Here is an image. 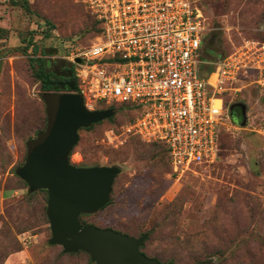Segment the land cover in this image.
<instances>
[{
	"label": "rangeland",
	"instance_id": "obj_1",
	"mask_svg": "<svg viewBox=\"0 0 264 264\" xmlns=\"http://www.w3.org/2000/svg\"><path fill=\"white\" fill-rule=\"evenodd\" d=\"M0 0V264H96L85 252L50 244L47 191L29 192L17 175L28 143L46 128L47 107L30 56L63 59L88 48L96 25L78 0ZM208 18L200 71L214 83L219 61L248 41L264 43V0H196ZM218 97L226 111L220 158L182 179L167 149L106 132L136 114L79 132L70 162L118 166L110 204L81 216L84 225L148 239L142 252L172 264H264V89L253 70ZM107 109V108H104ZM103 110V109H98Z\"/></svg>",
	"mask_w": 264,
	"mask_h": 264
},
{
	"label": "built area",
	"instance_id": "obj_2",
	"mask_svg": "<svg viewBox=\"0 0 264 264\" xmlns=\"http://www.w3.org/2000/svg\"><path fill=\"white\" fill-rule=\"evenodd\" d=\"M100 23L94 42L63 59L75 66L85 107H139L109 140L137 136L163 143L178 180L219 160L226 113L218 96L249 71L264 89V43L248 41L217 64L212 83L200 66L208 18L196 0H78ZM223 105V103H222Z\"/></svg>",
	"mask_w": 264,
	"mask_h": 264
},
{
	"label": "water",
	"instance_id": "obj_3",
	"mask_svg": "<svg viewBox=\"0 0 264 264\" xmlns=\"http://www.w3.org/2000/svg\"><path fill=\"white\" fill-rule=\"evenodd\" d=\"M50 99L47 128L28 143L26 162L17 170L30 193H48L50 244L61 246L65 254L85 252L96 264H165L142 252L147 234L136 238L81 221L82 215L110 204L122 170L118 166L79 167L70 157L81 129L110 119L116 112L88 110L78 93L53 94Z\"/></svg>",
	"mask_w": 264,
	"mask_h": 264
},
{
	"label": "trees",
	"instance_id": "obj_4",
	"mask_svg": "<svg viewBox=\"0 0 264 264\" xmlns=\"http://www.w3.org/2000/svg\"><path fill=\"white\" fill-rule=\"evenodd\" d=\"M19 2L22 4V7L26 11H30V3L28 0H17L16 3H19ZM93 19H94V22L96 25V32H95V37H96L97 35H99L101 33L102 30L100 27V23L95 19V17H93ZM30 61H31L32 66L34 67L35 78L40 82L41 89L43 91L42 97H43V100H44L46 107H47V124H46V128H47L49 102L51 100L50 96L53 94H59V93H78V94L80 93L79 83H78V80L76 77L75 66L73 64L67 62L64 59H53V54L50 52H46V51L43 52V54L41 56H38L37 52H35L33 55L30 56ZM104 108L114 110V111L118 110V109H123L125 111L133 112L136 114L135 119L140 114V108L139 107H132L129 105H127V106L126 105H115V104L110 105V106L105 105V104H99L98 105V109L105 110ZM114 116L110 119H107V120H113ZM135 119L130 121L128 124L133 123L135 121ZM95 125H97V124H95ZM95 125H92L91 127L85 128V129L89 130V129L93 128ZM46 128L43 131L39 132L38 135L40 133L44 132L46 130ZM81 130H83V129H81ZM110 130H114V129L111 128ZM220 135H221V131H220ZM134 137L139 138L137 136H134ZM35 139H33V140H35ZM149 144H162V145H164L165 148L167 149V153L169 156V150L165 144H163V143H149ZM219 146H220V151H221L220 137H219ZM219 158H220V154H219ZM169 162H170V158H169ZM43 191H45V190H43ZM83 216H85V215H83Z\"/></svg>",
	"mask_w": 264,
	"mask_h": 264
},
{
	"label": "bare ground",
	"instance_id": "obj_5",
	"mask_svg": "<svg viewBox=\"0 0 264 264\" xmlns=\"http://www.w3.org/2000/svg\"><path fill=\"white\" fill-rule=\"evenodd\" d=\"M216 104H217V106H219V107H223V105H222V102L220 101V100H218V101H216Z\"/></svg>",
	"mask_w": 264,
	"mask_h": 264
},
{
	"label": "flooded vegetation",
	"instance_id": "obj_6",
	"mask_svg": "<svg viewBox=\"0 0 264 264\" xmlns=\"http://www.w3.org/2000/svg\"><path fill=\"white\" fill-rule=\"evenodd\" d=\"M204 45V44H203ZM145 254V253H144ZM158 260V259H157ZM158 261H160V260H158ZM161 263H165V264H172V263H170V262H162V261H160Z\"/></svg>",
	"mask_w": 264,
	"mask_h": 264
}]
</instances>
